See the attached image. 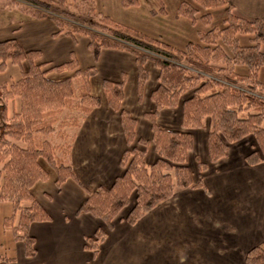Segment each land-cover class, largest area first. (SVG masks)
Listing matches in <instances>:
<instances>
[{"label": "trees", "instance_id": "1", "mask_svg": "<svg viewBox=\"0 0 264 264\" xmlns=\"http://www.w3.org/2000/svg\"><path fill=\"white\" fill-rule=\"evenodd\" d=\"M21 1L34 7L32 17L51 19L54 33L84 36L94 61L105 48L131 53L137 70L139 98L149 76L146 63L151 61L157 69L156 85L150 92L153 108L145 112L150 123L149 141L135 139L136 119L122 106L125 74L121 80L102 79L103 96L107 105L119 112L127 148L120 158L122 172L115 176L110 187L99 186L88 191L79 212L98 218L108 229L121 210L127 208L125 220L132 224L168 199L175 187L201 186V180L193 181V170L188 165L195 128L206 129L210 162L226 156L229 145L245 143L248 139L253 144L247 148L245 160L250 164L264 161V82L258 79V72L264 66L261 50L264 15L247 19L234 15L228 6L221 27L199 32V42L178 49L95 11L92 0L76 1L75 11L68 9L72 0ZM193 1L205 9L227 5L226 0ZM120 3L129 7L138 1L120 0ZM196 11L183 0L176 14L194 21ZM160 12H164L163 7ZM210 20L209 13L200 16L203 25H209ZM237 35L249 36V43L240 44ZM40 57L39 50H25L14 38L0 41V70L7 61L20 66L18 79L9 85L0 84V202H10L13 211L19 212L16 224L10 222L14 219L11 214L4 219V225L22 245L26 257L37 252L35 238L29 232L30 224L51 218L32 192L33 185L49 175L39 160H44L54 172L58 189L67 179L77 180L66 160L72 134L62 155L56 153L58 147L47 135L54 133L58 115L71 107L75 97L80 110L75 126L101 103V98L90 90V78L97 72L94 64L79 67L74 54L67 61L50 65L40 61ZM237 66H244L246 72H237ZM15 95L20 106L8 114L6 100ZM163 109L178 110V129L159 123L158 115ZM135 140L138 144L133 143ZM150 144L156 159L147 164ZM197 165L199 171L207 168V163L199 159ZM105 228L100 227L93 236H87L84 246L96 252L106 235ZM0 260L13 258L0 254ZM244 264H264V242L246 252Z\"/></svg>", "mask_w": 264, "mask_h": 264}, {"label": "crops", "instance_id": "2", "mask_svg": "<svg viewBox=\"0 0 264 264\" xmlns=\"http://www.w3.org/2000/svg\"><path fill=\"white\" fill-rule=\"evenodd\" d=\"M95 1L97 9H103L116 21L178 49L199 42L198 33L208 30V26L221 27L228 6L234 15L247 19L264 15V0H226L227 5L207 9L193 0H185L197 10L194 21L176 14L182 0H137L136 5L129 7L121 6L120 0H104L106 7L99 4L102 0ZM161 5L164 12H160ZM204 12L211 17L207 26L200 21ZM29 18L30 26L19 37L3 36L0 30V41L14 38L25 50H39L40 61L49 65L67 61L71 54L76 56L79 67L94 64L97 72L90 78V90L101 98V103L89 111L71 132L66 160L77 180L67 179L58 189L51 170L46 180L37 181L32 187L33 195L51 217L29 226V232L35 238L36 254L26 257L17 241L18 257L10 256L13 260H0V264H244L246 252L264 242V192H258L259 186L252 192L245 187V180L256 173L251 172L253 166L262 163L259 169H264V161L248 165L244 144L236 142L229 145L226 156L210 162L205 128L192 129L193 148L188 154L193 181L201 180V186L175 187L168 199L132 224L125 220L128 212L125 208L108 229L98 218L78 211L88 191L99 186L110 187L115 176L122 172L120 158L127 148L119 112L112 110L103 96L102 79L121 80L125 74L122 106L136 119L135 139L149 141L150 123L145 112L153 108L150 92L156 85L157 69L151 61L146 63L149 76L139 98L137 70L131 53L105 48L94 61L84 36L56 34L51 19ZM77 37L83 45L78 53L71 43ZM261 50L264 52L263 46ZM258 79L264 82L262 68ZM175 110H161L159 123L178 129L180 117ZM133 143L138 144L137 140ZM155 159L150 144L146 163ZM197 159L207 163V168L199 171ZM260 190H264V186ZM100 227L105 228L106 235L93 252L84 246V239L93 236Z\"/></svg>", "mask_w": 264, "mask_h": 264}, {"label": "rangeland", "instance_id": "3", "mask_svg": "<svg viewBox=\"0 0 264 264\" xmlns=\"http://www.w3.org/2000/svg\"><path fill=\"white\" fill-rule=\"evenodd\" d=\"M76 1H79V0H72L71 4L68 5L69 10L75 11L74 3ZM92 1H93V6H94L95 11L107 15L103 9L99 10L96 8L97 1L95 0H92ZM99 4L100 5L103 4L106 7V3L104 0H102L101 3ZM161 7H163V5H161ZM32 8L34 9V7L31 4L21 1V0H0V30L2 31L3 36L19 37L20 34L23 33V30H25L27 27L30 26L28 23V19H30L29 17L32 16L31 15ZM206 13L207 12H204V14ZM210 28H212L211 25L208 26V29ZM241 36H242V41H240ZM79 37H81V35ZM247 37L249 36L237 35L239 43L242 45H246L249 43V38L247 41ZM71 43L73 45L72 48L75 50L76 53L81 52L83 45H82L80 38L78 37L73 38V41H71ZM221 46L227 52L224 46L223 45ZM262 46L264 47V45ZM25 65L26 64H24V66ZM261 68H262V75L264 76V66H262ZM235 69L237 72L242 73V74L246 72V68L244 66H239ZM19 76H20V66L18 64H13L7 61L4 68L0 70V84L6 83L7 85H9L13 80L18 79ZM77 100H78V97H75L70 105L71 107L62 110V112L58 115L57 120L54 122V130H55L54 133L51 135H47L48 136L47 138L50 140V142L56 145V148L58 147L56 149L57 154L62 155L65 152L64 150L66 149L67 144L69 142V136L71 135V132L73 131V128L75 127V122H77V120L79 119L80 110H79ZM6 103H7V110L10 112L9 114H12V112H14L15 110H18L20 106L19 97L17 95L13 96L12 98L7 99ZM177 116L178 115H176V118ZM241 143H244V142H241ZM252 144H253L252 140L248 139L247 141H245L243 148L248 150L247 148H249V146ZM39 161L46 169L51 171V168L45 163L44 160H39ZM246 163L252 166V164L248 163L247 161ZM260 166H262V163L261 165L257 167L256 166H253L254 168L250 167V169L253 168L251 169L253 170L251 172H256L252 174L251 178L245 180V187L250 192H252L253 190H257L255 189L256 186H259L258 192L260 191L264 192V190H260L261 187L264 186V169H259ZM251 172H248V174ZM259 176L260 178H257ZM262 198L264 199V195L262 196ZM250 202H253V199H250ZM249 212L251 213V210H249ZM11 214H14V219H11L10 222H12V224H16L18 221L19 212L13 211L12 204L10 202H7V201L0 202V254L9 256V257L16 255L18 257L19 252H20V249L18 248V242L14 239L11 229L5 227L4 225V219L8 216H11Z\"/></svg>", "mask_w": 264, "mask_h": 264}]
</instances>
